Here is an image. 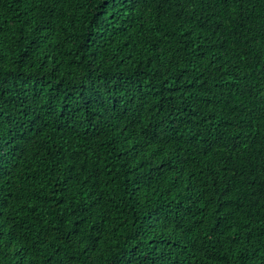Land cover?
<instances>
[{
  "label": "trees",
  "instance_id": "16d2710c",
  "mask_svg": "<svg viewBox=\"0 0 264 264\" xmlns=\"http://www.w3.org/2000/svg\"><path fill=\"white\" fill-rule=\"evenodd\" d=\"M0 264H264V0H0Z\"/></svg>",
  "mask_w": 264,
  "mask_h": 264
}]
</instances>
